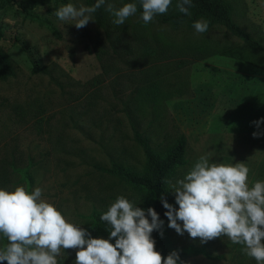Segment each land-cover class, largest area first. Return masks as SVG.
I'll list each match as a JSON object with an SVG mask.
<instances>
[{"label": "rangeland", "instance_id": "374dc122", "mask_svg": "<svg viewBox=\"0 0 264 264\" xmlns=\"http://www.w3.org/2000/svg\"><path fill=\"white\" fill-rule=\"evenodd\" d=\"M228 1L233 20L264 47L258 33H264V0H242L244 7ZM68 3L89 5L88 0H0V53L13 70L0 78V189L23 186L30 193L40 187L43 199L84 229L91 214L106 212L117 196L139 203V190L101 168L122 163L141 171L143 150L123 111L127 104L138 113L141 91L148 88L155 101H145L139 132L156 152L181 134L186 139L185 164L167 179L182 178L201 155L211 153L217 163H245L250 186L264 181V123L259 129L252 123L264 118V50L221 25L200 34L193 26L173 29L161 15L145 24L135 14L121 33L103 6L114 24L107 38L95 19L77 29L74 21L52 14ZM34 65L43 71L33 72ZM257 131L261 135L254 138ZM166 237L169 249H189L180 256L184 264H256L227 237L201 244L170 228ZM57 260L74 264L75 250H62Z\"/></svg>", "mask_w": 264, "mask_h": 264}, {"label": "clouds", "instance_id": "9594fccd", "mask_svg": "<svg viewBox=\"0 0 264 264\" xmlns=\"http://www.w3.org/2000/svg\"><path fill=\"white\" fill-rule=\"evenodd\" d=\"M171 4L172 0H139L140 19L150 23L156 15L166 14ZM102 6L115 25H123L138 11L136 3L116 7L107 0H96L92 6L68 3L52 14L60 21H74L73 26L81 29L94 22ZM191 7L192 0H177L180 13L190 16ZM208 27L204 19L193 23L200 34ZM252 123L259 129L264 118ZM252 135L258 138L261 133ZM210 157L211 153L201 155L182 178L164 181L178 206L161 196L168 228L180 236L187 233L191 239L198 238L201 244L227 237L242 246V254L264 264V181L250 186V169L245 163H217ZM100 220L108 226V239L92 238L83 227L68 222L42 198L40 187L30 193L23 186L13 191L0 189V237L6 240L0 246V264H58L57 257L68 249L75 250L74 264H184L177 251L163 257L155 250L152 233L162 237L164 221L152 207L142 209L121 195Z\"/></svg>", "mask_w": 264, "mask_h": 264}, {"label": "trees", "instance_id": "16d2710c", "mask_svg": "<svg viewBox=\"0 0 264 264\" xmlns=\"http://www.w3.org/2000/svg\"><path fill=\"white\" fill-rule=\"evenodd\" d=\"M12 1V0H9ZM126 3H136L137 4V15H141L142 9L139 5V0H123ZM96 0H88V6H92ZM239 2L244 7L242 0ZM177 0H172V4L170 5L166 14L161 15V20L164 23H168L173 29H178L179 27L186 25L187 27H192L193 23L204 19L209 23V27L214 25H221L228 31L232 36L236 37L240 41L244 42L248 46L264 50L260 40L254 38L250 32L242 29L232 18L233 6L229 3L228 0H192V7L190 8L191 15H184L180 13L176 9ZM94 19L97 25L104 29L106 32L107 38H109L110 32L109 28L111 25L109 20H107V14L103 6L97 10L94 14ZM122 26V27H121ZM121 27V28H120ZM115 29L119 30L121 33H126V28L123 25H115ZM261 38H263L264 33L258 32ZM4 38L3 33L0 31V40ZM153 40H156L155 38ZM158 40H156L157 42ZM148 54H151L147 49L145 51ZM236 58V55H232ZM183 62V61H181ZM185 64V62H183ZM33 72H41L43 69L38 68L36 65L32 67ZM13 74L12 67L7 57L3 53H0V78L5 79L8 76ZM100 81L97 79L95 83H99ZM155 94L150 91V88L143 89L141 91V99L139 101V106L141 109L138 113L133 112L128 105L126 104L124 107V115L131 127L133 132L134 139L141 146L144 154V165L141 171H136L133 167L128 166L127 164L122 163H112L110 168H101L104 172L110 173L119 179L123 180L125 183L130 185L131 187L139 190L141 192V199L139 203H137L138 207L142 209H147L152 207L159 215L160 220L164 221L163 226V236L159 234V232L154 231L152 233V238L155 240V250L160 254L168 255L172 251H177L179 256H182L189 252V249H180L173 248L169 249L165 246L166 243V230L168 229V221L164 216V212L166 209L163 208L160 198L163 196L167 203L173 205L174 207H178L175 205V200L170 201L168 197V191L165 180L169 177L170 173L176 167H180L185 164L184 153L186 147V139L184 135H179L176 141L172 146L166 148L160 152H156L150 145V140L148 137H144L141 132H139L138 128V120L139 118H143L145 113L144 103L145 101L154 102ZM172 97V95L166 94L165 98L168 99ZM105 213L102 211H94L91 214V222L89 226L85 229L88 231L92 238L97 237L99 235H109L108 234V226L105 222L100 220V216ZM4 240V244L6 240Z\"/></svg>", "mask_w": 264, "mask_h": 264}]
</instances>
